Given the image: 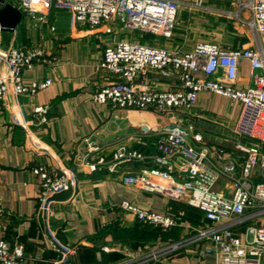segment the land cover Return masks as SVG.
<instances>
[{
  "label": "crops",
  "instance_id": "1",
  "mask_svg": "<svg viewBox=\"0 0 264 264\" xmlns=\"http://www.w3.org/2000/svg\"><path fill=\"white\" fill-rule=\"evenodd\" d=\"M6 1L17 5L15 0ZM177 1L180 9L170 39L124 35L127 31L119 24L92 29L73 22L69 11L57 9L46 21L22 13L14 31L0 26V49L43 51L42 59L24 72L25 84L52 81L34 96L11 94L0 103V240L21 245L35 260L30 264H59L64 249L70 248L77 251L69 259L71 264H201L189 250L156 260L151 255L187 238L193 229L208 226L204 214L185 201L126 186L123 178L156 167L144 159L157 156V138L173 128L187 130L188 142L198 150L207 147L214 160L223 164L227 158L240 168L243 154L235 150L231 135L239 107L210 93L200 95L192 114L119 109L94 100L113 79L100 64L105 50L119 40L133 39L181 53L202 41L234 50L254 45L246 23L250 15L243 10L240 18L236 16L237 0H207L202 10L191 7L194 0ZM204 32L210 35L205 40ZM249 76L250 66L244 61L240 88L251 86ZM138 86L174 91L180 83L177 77L165 79L151 72ZM40 106L48 109L47 122L35 114ZM195 134L202 135L201 143L194 140ZM123 147L141 158L117 162L115 156ZM38 166L67 170L74 182L69 191L53 196L48 212L39 201L41 180L33 173ZM123 200L171 216L178 225L170 231L144 226L119 207Z\"/></svg>",
  "mask_w": 264,
  "mask_h": 264
},
{
  "label": "built area",
  "instance_id": "2",
  "mask_svg": "<svg viewBox=\"0 0 264 264\" xmlns=\"http://www.w3.org/2000/svg\"><path fill=\"white\" fill-rule=\"evenodd\" d=\"M26 16L48 20L54 10H67L73 22L99 28L119 24L122 31L142 33L170 39L176 28L180 4L177 0H15ZM207 0H194V10L205 8ZM238 1L239 13L246 10V21L254 34V45L234 50L214 42L202 41L188 52L155 47L133 39H122L104 52L100 68L113 79L101 88L94 100L114 108L138 111L154 110L166 114L180 110L192 114L203 93L219 95L239 107L231 127L234 148L243 154L239 166L225 158L223 164L210 156L207 147L192 146L182 133L167 132L156 140L155 157L167 168H146L123 178L126 186H139L147 192L170 200L185 201L200 210L208 226L195 228L187 238L172 243L159 254L189 250L201 264H264V0ZM37 48L0 49V103L11 95L34 96L52 85L51 80L27 85L24 72L32 69L43 57ZM250 66L251 86L240 88L238 80L242 62ZM160 77H177L174 91H161L138 86L149 73ZM48 109L37 107L35 114L47 122ZM194 130V127H193ZM181 132V131H180ZM194 140L201 143V134ZM245 139L247 143H243ZM141 158L123 147L115 159ZM33 173L41 180V209L49 211L56 194L69 191L74 182L67 170L38 166ZM190 173V176L186 174ZM119 207L151 228L170 231L178 221L123 200ZM59 264H71L76 249H64ZM21 245L11 246L0 240V264H30ZM35 261V260H34Z\"/></svg>",
  "mask_w": 264,
  "mask_h": 264
},
{
  "label": "water",
  "instance_id": "3",
  "mask_svg": "<svg viewBox=\"0 0 264 264\" xmlns=\"http://www.w3.org/2000/svg\"><path fill=\"white\" fill-rule=\"evenodd\" d=\"M22 19H23V14L16 6L10 4L6 0H0V26L2 27L3 30L14 31L21 23ZM0 71L4 72V67L2 64H0ZM131 159L133 160L137 158H130L128 160ZM144 162L155 163V165L157 166L167 168V165L162 164L156 158H145ZM186 175L190 176V173H187Z\"/></svg>",
  "mask_w": 264,
  "mask_h": 264
},
{
  "label": "rangeland",
  "instance_id": "4",
  "mask_svg": "<svg viewBox=\"0 0 264 264\" xmlns=\"http://www.w3.org/2000/svg\"><path fill=\"white\" fill-rule=\"evenodd\" d=\"M246 33L247 34H249L250 33V31L246 28ZM131 34V32H125V34L124 35H130ZM136 34H139L140 35V33L139 32H136ZM203 40H205V39H207V37L209 38V34H207L206 35V33L204 32L203 33ZM150 37H152V36H150ZM174 130H172V132H177L176 130V128H173ZM181 131V132H180ZM177 133H182V134H184V136H187L188 135V131L187 130H185V129H181V130H179V132H177Z\"/></svg>",
  "mask_w": 264,
  "mask_h": 264
}]
</instances>
